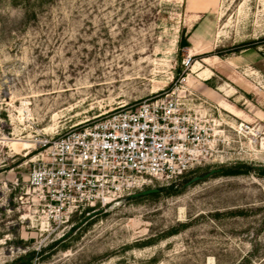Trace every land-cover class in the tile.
<instances>
[{
	"label": "rangeland",
	"instance_id": "rangeland-1",
	"mask_svg": "<svg viewBox=\"0 0 264 264\" xmlns=\"http://www.w3.org/2000/svg\"><path fill=\"white\" fill-rule=\"evenodd\" d=\"M173 89L213 120L201 163L50 216L38 141ZM263 137L264 0H0V264H264Z\"/></svg>",
	"mask_w": 264,
	"mask_h": 264
},
{
	"label": "built area",
	"instance_id": "built-area-1",
	"mask_svg": "<svg viewBox=\"0 0 264 264\" xmlns=\"http://www.w3.org/2000/svg\"><path fill=\"white\" fill-rule=\"evenodd\" d=\"M181 92L121 104L83 127L38 141L27 182L48 214H90L138 185H171L199 165L214 146L213 120Z\"/></svg>",
	"mask_w": 264,
	"mask_h": 264
},
{
	"label": "water",
	"instance_id": "water-1",
	"mask_svg": "<svg viewBox=\"0 0 264 264\" xmlns=\"http://www.w3.org/2000/svg\"><path fill=\"white\" fill-rule=\"evenodd\" d=\"M220 171V169H211L207 174H205L204 176H195V177H193L188 183H187V185L188 184H190V183H192V182H195V181H197V180H200V179H202L203 177H207V176H209V175H211V174H213V173H215V172H219ZM158 191V189L157 188H148V189H144V190H141V191H138V192H134V193H131L129 196L131 197V198H135V197H139V196H141V195H146V194H151V193H155V192H157ZM96 212H92V213H90V214H88V215H86L85 216V218L81 221V224H83L84 222H86L89 218H91L94 214H95ZM65 236H66V234H64V235H62L61 236V239L62 238H65ZM29 255H27V257H28Z\"/></svg>",
	"mask_w": 264,
	"mask_h": 264
},
{
	"label": "bare ground",
	"instance_id": "bare-ground-1",
	"mask_svg": "<svg viewBox=\"0 0 264 264\" xmlns=\"http://www.w3.org/2000/svg\"><path fill=\"white\" fill-rule=\"evenodd\" d=\"M186 80V79H185ZM239 129L242 130L244 133L250 135L251 137H257V132L255 129L251 128V126H247L244 122L239 123ZM255 139V138H254ZM262 148H264V137L262 141H260ZM24 145L29 147L28 143L25 142Z\"/></svg>",
	"mask_w": 264,
	"mask_h": 264
},
{
	"label": "crops",
	"instance_id": "crops-1",
	"mask_svg": "<svg viewBox=\"0 0 264 264\" xmlns=\"http://www.w3.org/2000/svg\"><path fill=\"white\" fill-rule=\"evenodd\" d=\"M210 78V77H209ZM224 100H222V102H223ZM222 102L220 103V107H221V109L222 110H225V111H227L228 113H230L231 115H233V116H235V117H237L236 115H235V113H237V112H243V111H241V110H235L234 108H233V105L229 102V104H230V107L228 108V109H223V107H222Z\"/></svg>",
	"mask_w": 264,
	"mask_h": 264
}]
</instances>
